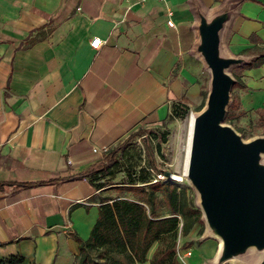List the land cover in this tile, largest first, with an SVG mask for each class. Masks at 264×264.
<instances>
[{
	"label": "crops",
	"instance_id": "1",
	"mask_svg": "<svg viewBox=\"0 0 264 264\" xmlns=\"http://www.w3.org/2000/svg\"><path fill=\"white\" fill-rule=\"evenodd\" d=\"M225 8L224 53L264 51V0H0V182L40 183L0 189V264H76L75 237H89L100 197L125 182L77 177L105 155L90 142L112 149L177 106L201 109L197 24ZM239 81L241 104L264 107V63ZM207 244L212 259L218 240Z\"/></svg>",
	"mask_w": 264,
	"mask_h": 264
},
{
	"label": "water",
	"instance_id": "2",
	"mask_svg": "<svg viewBox=\"0 0 264 264\" xmlns=\"http://www.w3.org/2000/svg\"><path fill=\"white\" fill-rule=\"evenodd\" d=\"M229 18L225 8L210 19L200 14L195 52L210 73L205 102L194 114L186 165V177L197 191L208 238L218 240L209 264H225L254 252L264 264V153L263 136L244 141L224 124L233 66L253 57L224 53L220 32ZM168 177L170 172L161 170ZM254 251V252H253Z\"/></svg>",
	"mask_w": 264,
	"mask_h": 264
},
{
	"label": "trees",
	"instance_id": "3",
	"mask_svg": "<svg viewBox=\"0 0 264 264\" xmlns=\"http://www.w3.org/2000/svg\"><path fill=\"white\" fill-rule=\"evenodd\" d=\"M263 63L264 51H261L256 53V57L250 63L236 67L241 71L259 67ZM234 79L232 88L241 86L240 81L235 76ZM178 107L171 111V116H176ZM257 112L260 118L264 120V107ZM229 118L227 112L224 120ZM147 134L160 141L165 139V135L158 133L157 129H148L145 133L141 131L131 133L125 140L105 153L103 158L98 160L96 168L88 173H81L77 177L93 176L100 179L111 177L113 174L112 167L117 164L119 152L125 150L134 137H142L144 151L152 165L154 178L155 173L161 169L157 168L154 163L153 148L144 136ZM74 177L76 176L71 178ZM129 177V180L116 187L131 191L138 195V198L127 200L110 196L100 197L98 217L89 237L86 240L75 237L79 247L76 264H138L145 261H149V264H180L175 257V235L179 227L185 234L192 225V220L186 215L191 211L184 212L179 207L180 192L173 184L160 180L152 181L153 178L148 179L146 175H137L136 178L132 175ZM36 184L40 183L0 182V189L4 186L26 188ZM108 184L111 183L104 180L100 182L99 187L102 188ZM161 202L168 207L169 215H158L157 206ZM185 206L183 204V208ZM180 215L183 216L184 221ZM180 222L181 225H179ZM154 243H157V246L151 257L147 259V253ZM183 246L189 247L190 242L184 243ZM21 260L19 256H11L5 259L4 263L14 264L21 262Z\"/></svg>",
	"mask_w": 264,
	"mask_h": 264
},
{
	"label": "rangeland",
	"instance_id": "4",
	"mask_svg": "<svg viewBox=\"0 0 264 264\" xmlns=\"http://www.w3.org/2000/svg\"><path fill=\"white\" fill-rule=\"evenodd\" d=\"M227 71L233 78L235 76L239 80L240 70L238 67H230ZM207 72L210 79V73L208 70ZM240 98L237 86L231 88L230 103L226 111L230 118L228 120H223V123L232 127L244 141L263 136L264 120L260 118L257 112V110L263 107L245 108L243 104H241ZM198 111L199 110L191 111L187 106L181 105L176 110L175 117L169 115L165 122H163V126L157 128L158 133H163L165 135L164 141H160L152 135L147 134L145 136V138L148 139V143L153 148V158L156 167L161 170H167L170 174H176L182 178V181H176L168 176L160 180L161 182L173 184L177 188V191L180 192V209H183L184 212L191 211L186 214L188 218L192 220L189 231L184 234L179 227L175 235V257L180 264H209V262L213 260V258H207L204 252L205 248L208 246L207 241L211 238H208L206 234L204 215L199 205V196L185 175L192 123L191 114H196ZM261 159L264 162V153ZM151 166L144 151V140L137 139L131 142L125 150L119 152L117 164L112 167V176L103 179L112 182V184L121 183L122 181L126 182L130 179L129 176L131 175L136 178L137 175L141 176L142 174L148 176V179H152L154 172ZM118 188L119 187L110 188V191H108L106 195L127 200L138 198V195H135L133 192ZM183 204L186 205L185 208H183ZM157 213L159 216H167L170 214L168 207L162 202L157 206ZM181 219L184 221L183 216ZM187 242H190V246L184 247L183 244ZM153 246H157V243ZM197 248H200L201 251L199 250L197 252ZM188 252H191L190 256ZM258 258L259 254L254 252L246 257L225 264H257Z\"/></svg>",
	"mask_w": 264,
	"mask_h": 264
},
{
	"label": "built area",
	"instance_id": "5",
	"mask_svg": "<svg viewBox=\"0 0 264 264\" xmlns=\"http://www.w3.org/2000/svg\"><path fill=\"white\" fill-rule=\"evenodd\" d=\"M141 1H147V0H141ZM159 1H164V0H159ZM168 14H170V12H168ZM167 25L168 26H174V23L171 19H168L167 20ZM100 38L98 37H93L90 42H89V45L91 48H98L99 44H100ZM146 136V135H144ZM142 137H138V140H140ZM90 146H91V152L93 154H96V155H103L105 153H107L110 149L109 146L107 145H98L96 144L95 142L91 141L90 142ZM166 178V176L163 174V172L161 170H158L156 173H155V176L153 178L152 181H157V180H161V179H164ZM179 225H181V222L179 223ZM191 252H188V255L190 256Z\"/></svg>",
	"mask_w": 264,
	"mask_h": 264
},
{
	"label": "bare ground",
	"instance_id": "6",
	"mask_svg": "<svg viewBox=\"0 0 264 264\" xmlns=\"http://www.w3.org/2000/svg\"><path fill=\"white\" fill-rule=\"evenodd\" d=\"M191 116H192V123H191V129H192L194 114L192 113ZM189 142H190V136H189ZM188 146H189V143H188ZM169 177L174 179V180H176V181H182V178L180 176L176 175V174H172L171 173Z\"/></svg>",
	"mask_w": 264,
	"mask_h": 264
}]
</instances>
